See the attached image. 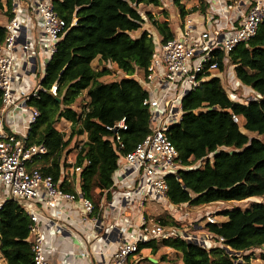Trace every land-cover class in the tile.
I'll return each mask as SVG.
<instances>
[{
  "label": "trees",
  "instance_id": "1",
  "mask_svg": "<svg viewBox=\"0 0 264 264\" xmlns=\"http://www.w3.org/2000/svg\"><path fill=\"white\" fill-rule=\"evenodd\" d=\"M174 1L180 19L207 8L204 0L190 9L182 0ZM139 5L161 7L162 3L161 0H55L58 14L66 20L67 31L46 64L37 95L28 99V104L40 111L29 142H44L49 148L47 154L36 160L35 167L57 181L66 169L80 166V189L93 201L96 214L102 212L103 197L106 200L111 197L121 152L133 150L151 132L150 111L143 105L148 93L135 74L147 70L157 47V35L166 41L174 33L167 11L161 20L148 11L146 16L158 33L143 29L133 37V32L142 29L145 22ZM12 8V0H0V12L8 19L14 16ZM6 36V27L0 24V45ZM95 59L100 61V68L93 66ZM110 63H115L124 75L104 81V77L113 73L108 67ZM227 66L230 71L233 67L241 83L259 97L247 102L234 100L223 84ZM219 73L200 91L185 97L184 119L169 131L179 160L191 167L180 168L167 177V197L175 205L241 201L264 195V22L250 42L239 45L228 56L222 54ZM55 83L57 93L53 94ZM84 92L87 101L77 105ZM233 115L239 117V122ZM123 117L129 128L122 132L125 146L120 152L114 148L109 138L112 131L107 126ZM62 119L71 123L69 133L56 127ZM241 119L242 127L255 137L242 130ZM81 136L85 139L79 141ZM73 151L77 152L74 164L67 161ZM67 172L62 187L74 192L76 174ZM221 214L222 221L207 222L204 226L217 239L224 238L219 246L207 247L174 237L160 243H143L138 253L146 248L156 254L164 246L180 253L183 264H256L252 261L253 250L261 249L264 264V202L228 208ZM156 221L179 225L172 217L163 215L157 216ZM30 225L29 215L17 201L9 199L0 208V253L5 264H35L32 242L28 239Z\"/></svg>",
  "mask_w": 264,
  "mask_h": 264
},
{
  "label": "built area",
  "instance_id": "2",
  "mask_svg": "<svg viewBox=\"0 0 264 264\" xmlns=\"http://www.w3.org/2000/svg\"><path fill=\"white\" fill-rule=\"evenodd\" d=\"M204 1L207 2L206 10L197 9L180 19L173 29V37L163 41L157 35V47L147 70L138 71L142 73L139 78L135 74L148 93L143 105L150 111L151 132L133 150L123 153L122 132L129 128L126 117L107 126L112 131L109 138L121 154L113 175L112 199L103 197L101 209L104 212L100 214L94 213L93 201L80 189V166L68 168L70 175L76 174L74 192L62 187L63 176L68 174V169L56 181L52 175H45L35 167L36 160L49 151L44 142H29L31 128L40 111L29 105L28 99L37 95L40 83L28 93L16 90L15 50L18 46L25 51L31 47L27 38L20 40L21 20L17 6L12 8L14 16L5 23L7 36L0 45V208L7 200L13 199L29 215L28 239L32 242L35 264H66L49 258L47 244L48 231L62 228L54 211L62 212L59 207L69 208V205L75 210V216L70 217L71 224L80 228L91 224L95 232L102 234L103 240L113 233L116 235L117 246L110 257L105 256L103 249L99 251L102 264H138L140 261L136 257L140 245L150 241L182 237L207 247L219 246L224 241L223 237L217 239L209 232L200 235L180 232L175 225L156 221L148 211L152 203L177 206L167 197V177L180 168H191L181 163L179 151L169 136L171 128L184 119L185 97L200 91L212 77L219 76L222 54L228 56L239 45L250 42L264 22V0ZM29 2L41 23L49 61L67 31L66 20L58 14L55 0ZM12 4H16L15 0ZM231 76L235 77V74ZM51 92L57 93L56 83ZM231 97L239 101V95L233 91ZM233 118L239 122L238 116L233 115ZM73 153L75 157L77 152ZM74 157L68 159V163L74 164ZM112 208H117L123 219L129 214L130 222L118 223V219L109 212ZM207 221L217 222L211 215H207ZM86 231L93 234V231ZM215 238L217 240H213Z\"/></svg>",
  "mask_w": 264,
  "mask_h": 264
},
{
  "label": "crops",
  "instance_id": "3",
  "mask_svg": "<svg viewBox=\"0 0 264 264\" xmlns=\"http://www.w3.org/2000/svg\"><path fill=\"white\" fill-rule=\"evenodd\" d=\"M15 2L16 4H13V8L17 6V12L21 20L20 40L24 41L27 38L31 47L28 51L21 49L20 46L15 50L17 58L14 66L15 87L19 92L28 93L39 85L40 80L45 74L48 60L45 54V42L42 38L44 34L35 8L30 4L29 0H15ZM7 21L8 18L6 16L3 25ZM111 199L112 197L109 200ZM58 210H62V212H57L56 210L54 213L62 228H54L48 231L47 254L51 260L66 264H102L100 260L102 255H99L101 249L105 251V256L110 257L117 246L116 235L114 233L108 239L103 240L102 234L98 231L95 232L91 224H88L85 228H80L78 225L70 223V217L75 216L73 214L75 210L70 205L69 208L67 206L66 208L59 207ZM103 212L104 209H102ZM109 212L118 219V223L120 224L130 222L129 214H126L127 217L123 219L118 215L117 208H112ZM87 229L93 231V234L88 233ZM100 237L101 239H99ZM145 250L147 249H143L142 252ZM149 259L155 263L159 262L157 259L158 262H156L152 257Z\"/></svg>",
  "mask_w": 264,
  "mask_h": 264
},
{
  "label": "rangeland",
  "instance_id": "4",
  "mask_svg": "<svg viewBox=\"0 0 264 264\" xmlns=\"http://www.w3.org/2000/svg\"><path fill=\"white\" fill-rule=\"evenodd\" d=\"M187 8H192L195 5H198L199 0H182ZM162 6L161 7H155L152 5H139L140 12L145 17V22L142 26V29L139 31L133 32V37L138 36L143 29H148L153 33H158V31L151 25L149 22L146 12L151 11L152 14L157 19H163L164 11H167L169 15V21L171 27L174 29L176 25L181 21L179 17V7L175 4L174 0H161ZM6 20V15L4 12H0V24L3 25ZM93 66L95 68H100V61L98 59H95L93 61ZM230 66V65H229ZM227 66L226 71L224 72L223 77V84L225 89L227 90L228 94L231 96L232 90L237 95H239V101L247 100L249 97L256 98L259 97V94L251 90L250 88L244 86L241 81L236 77H233L230 75L234 74L233 67ZM108 67L112 69L113 73L103 78L104 81H111L118 79L122 77L124 74L122 71L118 68V66L115 63L108 64ZM231 73V74H230ZM142 73H136V78H139ZM233 78V79H232ZM232 79V80H231ZM236 86V88H235ZM82 101L78 102L77 105H81L82 103H85L87 101V96L85 92L81 96ZM244 121L241 119L240 125L244 132H248L243 126ZM56 127L63 131L64 133H69L71 123L69 121H66L64 119L58 121L56 123ZM249 133V132H248ZM251 137H255L256 135L252 132H250ZM82 137V138H81ZM79 138L80 140H84L85 136H81ZM74 144V143H73ZM74 157V153L71 152V154L68 155V159ZM69 173H71V170H69ZM254 202H264V195L263 196H254L250 197L241 201L234 200V201H219L209 204H190V203H184L181 205H177L175 207L170 206L169 204L164 203H152L148 207V211L156 219L157 216L163 215L164 217L174 219L175 221H178L179 225L176 227L179 228L180 232L190 233V235L197 234L200 235L201 233L207 232L204 228L207 221V215H211L212 217L216 218L217 221H222L224 217L222 216V211L233 208V207H241L246 208L250 206ZM213 240H217L216 238ZM160 243L161 240H158ZM254 256L252 258L253 263L256 264H262V260L260 258V253L262 252L261 249H254ZM152 257L154 259L160 260L158 264H183L181 254L177 253L174 249L169 247L161 246L160 249L156 254L150 253V250H145L141 253V255H137V260L140 261L138 264H150L149 261L146 259L148 257ZM165 256L166 260H161V257ZM0 264H5V260L0 253ZM157 264V263H156Z\"/></svg>",
  "mask_w": 264,
  "mask_h": 264
},
{
  "label": "water",
  "instance_id": "5",
  "mask_svg": "<svg viewBox=\"0 0 264 264\" xmlns=\"http://www.w3.org/2000/svg\"><path fill=\"white\" fill-rule=\"evenodd\" d=\"M155 261L157 262V260L155 259Z\"/></svg>",
  "mask_w": 264,
  "mask_h": 264
}]
</instances>
